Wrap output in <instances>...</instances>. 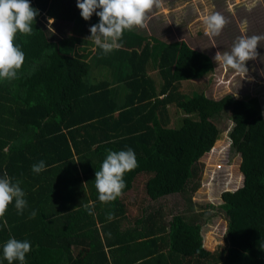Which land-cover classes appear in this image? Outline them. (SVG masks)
<instances>
[{"label": "trees", "instance_id": "1", "mask_svg": "<svg viewBox=\"0 0 264 264\" xmlns=\"http://www.w3.org/2000/svg\"><path fill=\"white\" fill-rule=\"evenodd\" d=\"M29 3L39 10L33 32H18L14 41L25 53L24 63L17 78L0 79V177L7 173L20 181L28 206L19 214L13 200L0 219V264H8L3 246L10 238L31 243L24 264H96L90 256L99 250L100 235L81 261L69 249L73 236L94 226L89 215L82 220L90 200L113 208L114 218L130 207L138 213L129 216L135 224L158 217L159 225L153 222L150 229L168 227L169 250L181 264H264V118L258 99L225 95L213 100L203 92L182 91L183 82L201 80L214 71L213 60L184 41L165 43L125 30L122 47L105 54L88 39L99 17L93 13L84 20L77 0ZM46 19L52 22L43 23ZM96 63L109 75L93 82L88 76ZM171 107L181 114L175 126ZM225 110L232 122L230 148L241 158L242 186L223 192L219 206L195 208L188 193L199 188V159L216 149L220 131L215 118ZM127 148L134 150L138 167L125 172L122 195L104 204L98 199L95 172L107 150ZM41 160L46 170L34 173L32 166ZM61 188L67 197L82 196L80 219L79 212L58 217L57 209L50 208ZM127 193L130 202L123 201ZM176 195L188 203L185 208H156ZM215 216L225 222V245L220 248L204 230L201 233ZM107 220L101 217L99 224ZM58 224L67 230L59 234ZM94 234L93 229L89 236L95 239ZM62 243L65 250L59 251Z\"/></svg>", "mask_w": 264, "mask_h": 264}, {"label": "rangeland", "instance_id": "2", "mask_svg": "<svg viewBox=\"0 0 264 264\" xmlns=\"http://www.w3.org/2000/svg\"><path fill=\"white\" fill-rule=\"evenodd\" d=\"M213 13L221 14L228 21L218 36L207 34L203 22L206 16ZM148 15L150 18L146 27H133L131 30L165 43L184 41L190 48L205 53L214 62V71L210 75L201 80L183 82L182 91L187 94L203 92L207 98L213 100H219L225 95L240 100L256 97L264 118V39L258 43L256 59L246 62L248 68L246 77L214 60L218 51L221 54L225 51L230 52L233 44L241 36L264 37V0H162V6L154 8ZM42 22L48 25L52 20L46 19ZM68 28V24L62 27L64 32H67ZM104 73L109 75L105 68L97 66L96 63L88 76L89 80L94 82L104 79L106 78ZM169 113L174 119L171 126L177 125L181 114L173 107L169 108ZM215 123L220 131L217 140L219 142L214 151L211 149V152L199 159L198 168L201 170L199 188L195 193H188L195 208L209 204L219 206L222 203V192L234 191L240 188L243 182H240V179H243V174L239 170L240 155L232 151L228 138V132L232 127L230 112L225 110L218 115ZM230 181L231 184L227 187L225 184ZM179 197L183 196L168 197L158 202L156 208L164 210L171 205L176 212L180 211V207L185 208L188 203L181 202ZM164 221L167 222V218ZM224 223L223 216H218L204 225L205 237L210 235L213 244H216L215 248L225 245Z\"/></svg>", "mask_w": 264, "mask_h": 264}, {"label": "clouds", "instance_id": "3", "mask_svg": "<svg viewBox=\"0 0 264 264\" xmlns=\"http://www.w3.org/2000/svg\"><path fill=\"white\" fill-rule=\"evenodd\" d=\"M162 6V0H77L84 20H89L93 13L99 17V23L90 27V37L94 44L105 54L118 50L125 30L133 27H146L149 13L154 8ZM100 9V11H97ZM39 10L29 3V0H0V79L12 80L17 78L18 70L25 60V53L21 47L14 43L17 33L31 35L32 25ZM206 33L218 36L228 21L219 13L205 17ZM262 36H241L233 44L231 51L221 54L218 51L214 57L216 62L243 74L248 73L246 62L258 56L257 46ZM106 159L102 162L99 171L95 172V188L98 199L104 204L115 201L126 188L125 172H130L138 167L136 154L133 149L119 152L107 150ZM46 170L43 160L32 166L34 173ZM233 191V190H231ZM226 192V191H224ZM223 193V192H222ZM25 192L20 187V181L8 176L7 173L0 177V219L5 217L6 210L15 201V208L19 214L27 208L24 198ZM89 215L93 214V205H85ZM36 216V211L30 213V218ZM114 218V213L108 214V219ZM7 220H3V225ZM32 245L27 240L10 238L3 246V258L12 264L19 261L24 264L26 254L31 251Z\"/></svg>", "mask_w": 264, "mask_h": 264}, {"label": "crops", "instance_id": "4", "mask_svg": "<svg viewBox=\"0 0 264 264\" xmlns=\"http://www.w3.org/2000/svg\"><path fill=\"white\" fill-rule=\"evenodd\" d=\"M77 191L79 192V187ZM58 193V199L54 203L56 205L54 206V204H52L50 205V208L57 209L59 212L58 217L61 215L69 217L68 214L79 212L78 219H80L82 196L78 194L74 195L73 197H67L64 188L59 189ZM35 198L39 199L37 196ZM122 198L123 201L130 202V198L132 197L127 193L126 195L122 196ZM43 199L44 198L42 197L41 200L43 201ZM67 200L71 203L65 205ZM86 205L94 206L93 214L89 215L88 212H85V217L82 215V220L85 219L87 215H89V221L91 218L94 220V226L91 227V229H86V231H84L82 234L73 236L75 239L69 249L73 253L75 260L81 261L82 258H85L84 255L88 253L89 247L93 245L96 237H99L100 235L101 243L99 244L96 242V245L99 244V250L96 254L90 256V261L94 259L93 263L96 259V264H181V258L175 253L171 254L169 250L168 238L166 237V234L168 233V227H162L161 229H159V227L150 229L153 222L159 225V222L157 221L158 217L151 218V220L145 221L142 224H135L133 220L129 219V216L134 217L138 213L136 211L130 210V207L127 209V206L125 205L126 209L118 213L115 218L110 219L109 221L107 220L106 222L102 221V223L99 224V222H101L99 221L100 218H107L109 213L114 212V209H110L108 205L96 206L95 201L91 200L88 201ZM71 206L73 207L71 208ZM84 209L87 211L85 207ZM153 211L156 210L152 209V212ZM190 214L192 213L190 212ZM165 218V215L162 216L163 221ZM115 219L118 220L115 222ZM61 227L62 226L58 224L57 232L59 234L62 233V229L67 230L68 228L67 226L64 228ZM204 228L205 227L203 226L201 233L203 232ZM93 229L97 232V236L94 234L95 239H92V237L89 236L91 230ZM150 233H152V235L149 238L145 237ZM84 235L86 238H83ZM154 236H156V238ZM83 239L86 241L84 242ZM58 248L59 251H64L65 244H60ZM156 250L159 252L158 255H155Z\"/></svg>", "mask_w": 264, "mask_h": 264}]
</instances>
